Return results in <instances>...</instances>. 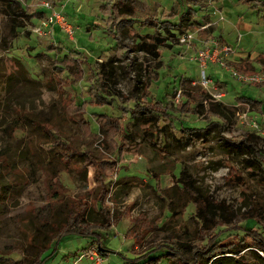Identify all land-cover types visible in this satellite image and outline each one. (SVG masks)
I'll return each instance as SVG.
<instances>
[{
	"label": "rangeland",
	"instance_id": "1",
	"mask_svg": "<svg viewBox=\"0 0 264 264\" xmlns=\"http://www.w3.org/2000/svg\"><path fill=\"white\" fill-rule=\"evenodd\" d=\"M8 1L0 0V264H26L33 256L31 235L51 218L50 185L66 199H89L102 187L96 177L108 190L105 205L122 215L108 230L97 229L108 251L103 264L171 248L191 262L204 261L213 248L237 249L227 255L238 264H263L262 252L258 260L244 246L254 234L243 225L260 207L258 229L264 227V86L208 65L212 84L205 88L196 55L197 43L213 42L261 61L264 0H18L24 12L17 16ZM43 2L63 14L72 35L38 30L51 11ZM164 21L177 28L165 31ZM118 22L117 47L107 26ZM147 34L165 42L157 59L133 49ZM183 34L192 38L183 41ZM133 59L146 84L137 90L126 67ZM202 90L205 101L196 97ZM138 101L157 102L169 114L135 123ZM217 106L227 108V120L209 112ZM180 187L190 188L195 202L183 207L174 194ZM173 203L179 206L171 213ZM129 228L143 237L136 245ZM90 245L96 241L68 236L43 264H72Z\"/></svg>",
	"mask_w": 264,
	"mask_h": 264
},
{
	"label": "trees",
	"instance_id": "2",
	"mask_svg": "<svg viewBox=\"0 0 264 264\" xmlns=\"http://www.w3.org/2000/svg\"><path fill=\"white\" fill-rule=\"evenodd\" d=\"M11 3H7V6L10 7L11 13L14 16L20 15L21 12H24V9L21 7V4L18 0H10ZM111 14H118L114 8H112ZM114 16V15H113ZM111 18V16H110ZM127 20V19H126ZM125 21L120 19V23ZM168 23V26H165L163 29L167 32H171V30H175L177 28V25L175 23H172L170 21H164ZM119 22L117 25L113 23V25L107 26L110 34L113 35L114 38L117 40V47L120 45V38L118 36L119 31ZM111 26V27H110ZM58 28L57 25H54V29ZM172 34V33H171ZM201 37H204L203 31H199L198 33ZM149 39V40H148ZM165 45V42H163L162 39L158 38L154 35H144L143 40L138 41L134 44L133 49L135 52H143L147 55H150V60H154L160 57L161 51L159 49V46ZM116 58V59H115ZM111 59V62H116L117 57ZM130 63L126 65L129 72L135 73V83H134V90L139 89V87L143 88L146 86L145 83H142V81L139 79V76L142 75L143 68L141 62H136L135 59L132 61H129ZM232 66L234 69H236L240 73L248 74L252 71L249 70H243ZM116 65L111 64V72L116 70ZM126 70V72H128ZM182 84L183 81H182ZM258 85H264V83L258 84ZM207 93L205 91H201L199 95L196 97H199L201 101H205L207 97ZM251 102L250 99H247ZM144 104V103H143ZM141 104L139 101L136 103V107L131 112L132 119L134 122H141V123H149L154 116H156V113H167L168 109L162 107L163 109H160L159 104L156 103H150L149 104ZM220 105V104H219ZM161 106V105H160ZM221 106V105H220ZM138 107L140 109H138ZM224 108V109H223ZM226 107H216L211 108L209 112L221 119L227 120L226 115ZM113 121V120H112ZM115 124H119L118 121H113ZM209 129V126H207L205 129H202L203 131ZM193 130V129H189ZM199 130V129H197ZM247 135L245 134V137L247 138ZM233 146H236L235 149L240 148V143L234 142ZM95 181L98 182V184L102 185L98 186V190L95 189L92 193V196L89 199L84 198H76V199H66L63 196L65 195L64 192H62L60 189H55V183L50 185V202H49V212H51V218L49 221L42 223L40 226H37L35 229L37 230L36 234L31 235L30 239V246L34 250L33 256L31 258H27L26 264H43L46 262L48 258H52L54 256V251L52 252V249L55 250L57 247H54L56 244H58L60 241L64 240L68 236H76V237H84L87 238L88 241L95 240L96 241V249L101 255H105L108 251L102 246V239L104 238L103 233L99 232L97 229H105L108 230L111 228V226L117 224L121 218V213H118L117 211H114L111 209L110 206L105 205V196L108 194V190L104 185V182L100 180L98 177L95 178ZM173 189V188H172ZM179 193H174L179 195L180 199H183L185 202L184 206H187L191 201L195 202L196 196L192 193V190L190 188H179ZM173 202V201H172ZM174 204V203H173ZM63 206V209H60ZM171 209H168L171 213L176 212L175 207L179 205H171ZM258 209V214L253 215L254 217H248L245 219L244 223V232L246 235H250V233H253V239L254 243L252 245L244 244L245 247L251 248L248 249L251 250V252L255 253V257L258 260H263L260 255H258V251L262 252L264 255V227L263 230L260 231L258 228L260 227L259 218L260 212ZM223 217V215H222ZM218 220H215L217 222ZM214 228L220 226V223H214ZM224 232L223 229L219 228L216 232L217 237L221 235ZM140 233V232H139ZM139 233H136L131 228H129L126 232V236L129 237L132 240V244L136 245L138 243V240H142L143 237ZM259 236V237H258ZM257 249V250H256ZM84 250V249H83ZM82 250V251H83ZM170 251H164L163 253L159 254L158 256L151 257L149 259L142 258L138 261L136 258L132 259H126L124 264H159L162 259H165L168 261V263L172 262H178L177 264H238L232 256L227 255L228 253H236L238 252L237 249L234 250H225V251H218V250H212L210 251L208 257L205 258L204 261H201L199 259H194L193 262L190 260L184 258L177 249H169ZM210 250V249H207ZM80 252H78L75 256H77ZM45 254V255H44ZM264 261V260H263ZM264 264V262H263Z\"/></svg>",
	"mask_w": 264,
	"mask_h": 264
},
{
	"label": "built area",
	"instance_id": "3",
	"mask_svg": "<svg viewBox=\"0 0 264 264\" xmlns=\"http://www.w3.org/2000/svg\"><path fill=\"white\" fill-rule=\"evenodd\" d=\"M42 5L50 9L51 11L45 21L42 22V25L38 28V30L43 28L45 30L44 34H52L54 25H57L60 29H63L69 35H72V27L67 24L63 14L57 9H53V7H51L48 2H43ZM188 38H192V35L183 34V41ZM211 44V46L204 44V47H202L196 55V59L200 62L202 68L201 84L203 85V87L206 88L212 84L211 78L207 77L204 71V68L206 67V64L209 60H212L214 63H217L219 67H226L228 70H230L232 76L238 81L254 85L264 83V64H260L257 68H255L254 70H252V72L248 74L240 73L232 66L228 68V63H226L227 57L235 52L234 47L230 45H224L222 47H219L213 42ZM221 96L222 94L220 93L214 95L215 98H219ZM84 260H86L85 264H103L104 262L103 256L98 252L95 246L91 245L85 248L81 253H79L73 260L72 264H80Z\"/></svg>",
	"mask_w": 264,
	"mask_h": 264
},
{
	"label": "crops",
	"instance_id": "4",
	"mask_svg": "<svg viewBox=\"0 0 264 264\" xmlns=\"http://www.w3.org/2000/svg\"><path fill=\"white\" fill-rule=\"evenodd\" d=\"M58 27V26H57ZM59 28V27H58ZM60 29V28H59ZM201 37V36H200ZM224 40H228L227 38L225 39L224 38ZM229 41V40H228ZM230 42V41H229ZM200 43L201 42H199V43H197L198 44V50H200L202 47H203V45L201 46L200 45ZM231 43V42H230ZM239 52H237L236 50H235V52L234 53H232V54H230L228 57H227V60H229V65H233L234 67H236V68H239V69H243V70H249V71H252V70H254L255 68H256V66L258 65V63H263L264 62V54H259L258 56H257V58H259V60H261V61H255V62H251V61H249L247 58H243V59H240V57H239V54H238ZM213 61L212 60H209L208 62H207V64H206V69H208L209 70V72H210V67L208 66V65H210V66H218L217 65V63H212ZM252 63V64H251ZM216 64V65H215ZM219 68V67H218ZM209 75H210V73H209ZM264 86V85H263ZM207 88V87H206ZM202 91H205L206 92V90H202ZM207 93V92H206ZM224 96H225V94L224 93H222V96H221V98H224ZM247 100V99H250L249 97L247 98V97H242V100ZM252 102H256L255 100H253V99H250ZM248 101V100H247ZM257 103H259V104H261V102L260 101H257ZM264 106V105H263Z\"/></svg>",
	"mask_w": 264,
	"mask_h": 264
}]
</instances>
